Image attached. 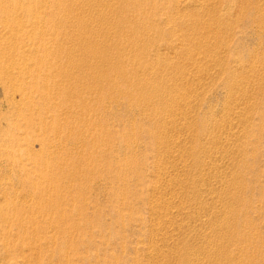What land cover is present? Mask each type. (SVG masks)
Here are the masks:
<instances>
[{
    "label": "rangeland",
    "instance_id": "obj_1",
    "mask_svg": "<svg viewBox=\"0 0 264 264\" xmlns=\"http://www.w3.org/2000/svg\"><path fill=\"white\" fill-rule=\"evenodd\" d=\"M0 264H264V0H0Z\"/></svg>",
    "mask_w": 264,
    "mask_h": 264
},
{
    "label": "bare ground",
    "instance_id": "obj_2",
    "mask_svg": "<svg viewBox=\"0 0 264 264\" xmlns=\"http://www.w3.org/2000/svg\"><path fill=\"white\" fill-rule=\"evenodd\" d=\"M47 5V4H46ZM128 5V4H127ZM40 6V5H39ZM2 8V7H1ZM66 9V8H65ZM122 11V10H121ZM37 12V11H36ZM73 13V12H72ZM33 17V15H32ZM84 17V16H83ZM57 18V17H56ZM36 20V19H35ZM84 22V21H83ZM82 24V23H81ZM73 26V25H72ZM74 28V27H73ZM43 29V28H42ZM39 30V29H38ZM39 33V32H38ZM41 35V34H40ZM45 35V34H44ZM43 35V36H44ZM77 35V34H76ZM39 38V37H38ZM40 40V39H39ZM61 42V41H60ZM58 43V42H57ZM46 45V44H45ZM51 45V44H50ZM44 49V48H43ZM47 50V49H46ZM54 51V50H53ZM89 51H90V48H89ZM37 59V58H36ZM42 62V61H41ZM40 64V63H39ZM41 66V65H40ZM39 66V67H40ZM119 70V69H118ZM36 71V70H35ZM58 74V73H57ZM90 76V75H89ZM122 77V76H121ZM92 78V77H91ZM33 81V80H32ZM43 82V81H42ZM88 82V81H87ZM110 83V82H109ZM115 86V85H114ZM45 87V86H44ZM45 89V88H44ZM130 89V88H129ZM120 92V91H119ZM114 102V101H113ZM57 136V135H56ZM55 147V146H54ZM52 149V148H51ZM54 151V150H53Z\"/></svg>",
    "mask_w": 264,
    "mask_h": 264
}]
</instances>
